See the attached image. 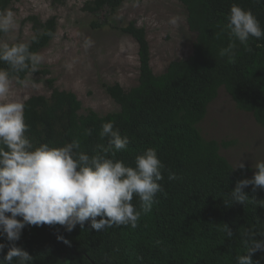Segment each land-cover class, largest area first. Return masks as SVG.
I'll return each mask as SVG.
<instances>
[{"label":"trees","instance_id":"1","mask_svg":"<svg viewBox=\"0 0 264 264\" xmlns=\"http://www.w3.org/2000/svg\"><path fill=\"white\" fill-rule=\"evenodd\" d=\"M14 1L0 0V10ZM52 1L58 4L65 0ZM124 1L89 0L84 9L109 16ZM180 1L187 10L189 29L196 35L193 53L171 61L161 74L151 66L145 28L134 20L120 27L139 44L140 75L138 84L129 90L120 83L104 84L119 110L104 115L94 109L81 113L83 104L78 95L54 87L52 79L50 96L36 94L24 101L26 135L35 145L60 146L79 139L82 150L94 154L99 144L107 145V139L99 137L101 125L112 121L114 128L129 138L115 159L134 166L136 156L153 147L164 165L163 179L158 182L162 191L136 228L122 225L97 231L86 222L84 228L77 225L69 233L60 225L27 226L16 244L33 256L34 264H237L236 257L246 251L245 229L264 233V208L252 201L264 200V190L253 191L247 186L244 191L250 200L244 205L233 204L230 198L238 180L253 176L252 168H236L220 152L231 142L205 137L200 125L224 87L237 108L251 112L264 127V39L250 38L252 51L238 45L236 62L228 63L226 57L219 56V50L229 43L227 31L217 38L228 22L232 4L250 9L264 28V0ZM30 20L37 37L28 42L30 51L39 53L54 38L57 17L41 21L31 16ZM0 68L8 65L0 62ZM27 75L20 73L19 78ZM86 129H91L90 135H85ZM169 173L177 179L169 180ZM132 203L139 209L138 196L134 195ZM224 224L231 228L233 237H226ZM58 235L70 244L58 240ZM0 243L6 244L0 253L2 259L10 244L2 235ZM252 259L264 264V252L257 251Z\"/></svg>","mask_w":264,"mask_h":264},{"label":"clouds","instance_id":"2","mask_svg":"<svg viewBox=\"0 0 264 264\" xmlns=\"http://www.w3.org/2000/svg\"><path fill=\"white\" fill-rule=\"evenodd\" d=\"M261 3L262 0H255ZM227 24L217 34L220 38L227 31L229 43L219 50L221 58L235 63L237 48L252 51L250 38L264 39V28L250 9L232 4ZM179 17L168 21L178 26ZM16 26L15 13L11 9L0 10V33L7 34ZM33 42L37 37L32 38ZM85 37L84 47L91 46ZM43 56L30 51V43L9 44L0 41V62L8 68H0V235L10 247L0 264H34V258L23 247L17 246L22 231L27 226L60 225L72 232L77 225L102 231L113 226L136 228L142 214L152 211L155 196L162 191L158 183L163 179V163L153 147L136 156L134 166L115 159L116 152L124 150L129 143L127 135H121L114 122L101 125L99 137L107 139V145L99 144L94 154L82 150L79 139H72L60 146L48 143L35 145L26 135L25 102L13 95L14 84H28L19 79L20 73L33 74L39 70ZM71 70L72 64H66ZM91 129L85 130L90 135ZM244 169V163L237 166ZM236 167V168H237ZM251 178L240 179L230 192L232 203L246 204L250 198L244 189L264 190V160L257 161ZM169 180L177 179L169 173ZM134 195L139 197V209L133 205ZM264 208V203L252 199ZM99 218V219H98ZM223 231L227 238L233 232L227 224ZM245 253L236 257L237 264H259L252 255L264 252V233L252 227L243 232ZM257 236L262 239H257ZM65 244L70 241L58 235ZM5 243H0L4 253Z\"/></svg>","mask_w":264,"mask_h":264},{"label":"rangeland","instance_id":"3","mask_svg":"<svg viewBox=\"0 0 264 264\" xmlns=\"http://www.w3.org/2000/svg\"><path fill=\"white\" fill-rule=\"evenodd\" d=\"M87 1L65 0L54 4L52 0H15L7 8L15 13L16 26L9 33L0 34V41L9 44L31 41L36 33L31 16L41 21L57 17L54 38L39 52L44 58L39 70L24 78L27 85L14 84L16 98L25 101L36 94L50 96L49 79H52L54 87L78 95L83 104L81 113L94 109L104 115L119 110L120 105L104 84L120 83L126 90L138 84L139 44L131 34L120 30L133 20L146 30L150 62L156 74L165 72L171 61L193 53L196 35L189 29L187 10L180 0H125L109 16L85 10ZM174 16L179 17L178 26L168 23ZM85 37L92 42L87 48ZM69 63L71 70L66 68ZM45 69L48 72H42ZM200 125L205 137L231 142L228 147L222 146L220 152L235 167L242 162L254 174L256 162L264 160V127L251 112L238 109L224 87L210 103L207 117Z\"/></svg>","mask_w":264,"mask_h":264}]
</instances>
